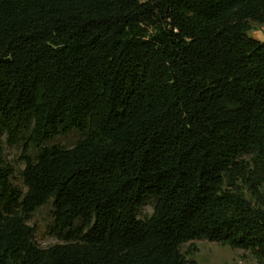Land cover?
I'll return each mask as SVG.
<instances>
[{
    "label": "trees",
    "instance_id": "obj_1",
    "mask_svg": "<svg viewBox=\"0 0 264 264\" xmlns=\"http://www.w3.org/2000/svg\"><path fill=\"white\" fill-rule=\"evenodd\" d=\"M253 24L264 0H0V264H196L195 239L264 260ZM5 135L34 153L25 192Z\"/></svg>",
    "mask_w": 264,
    "mask_h": 264
},
{
    "label": "rangeland",
    "instance_id": "obj_2",
    "mask_svg": "<svg viewBox=\"0 0 264 264\" xmlns=\"http://www.w3.org/2000/svg\"><path fill=\"white\" fill-rule=\"evenodd\" d=\"M251 35L257 39L264 40V25L253 24ZM77 139V134L73 133L66 138L56 139V143L71 146ZM4 146L2 159L14 169V184L26 191L22 179V171L25 168L26 157H32L33 151L26 147L24 140H16L13 143L4 136ZM250 198V196H249ZM153 212V200L148 198L139 210V218L144 219ZM52 221V206L48 204L32 216L29 224L36 229L35 239L42 247H48L60 241L49 233ZM182 252L188 259H192L196 264H264V260L248 249L233 248L229 245L207 239H195L185 242Z\"/></svg>",
    "mask_w": 264,
    "mask_h": 264
},
{
    "label": "crops",
    "instance_id": "obj_3",
    "mask_svg": "<svg viewBox=\"0 0 264 264\" xmlns=\"http://www.w3.org/2000/svg\"><path fill=\"white\" fill-rule=\"evenodd\" d=\"M260 40V39H259Z\"/></svg>",
    "mask_w": 264,
    "mask_h": 264
}]
</instances>
